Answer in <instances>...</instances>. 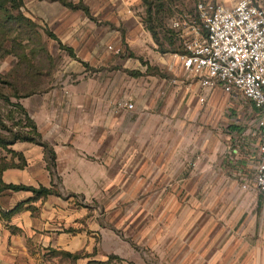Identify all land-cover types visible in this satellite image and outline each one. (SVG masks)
Here are the masks:
<instances>
[{
    "label": "rangeland",
    "instance_id": "374dc122",
    "mask_svg": "<svg viewBox=\"0 0 264 264\" xmlns=\"http://www.w3.org/2000/svg\"><path fill=\"white\" fill-rule=\"evenodd\" d=\"M48 1L81 4L88 11L81 9L79 18L75 11L71 17L72 22L74 19L79 23L78 31L58 34L57 30L65 31L66 27L60 22H49V16L46 20L35 18V27L31 28L24 19L17 18L20 16L10 9L11 3L1 8L12 16L8 20V13L0 12V72L7 73L15 64L16 56L9 53L20 48L14 44H45L50 58L36 48L35 56L43 57V72L47 75L41 91L44 95L11 98L8 104L0 97V117L11 126V110L13 121L22 116L15 104L25 106L28 101L45 96L51 127L47 133L58 152L76 144L74 151L91 162H97L93 159L97 155L102 159L111 152L114 156L122 150L128 152V176H111L106 168L87 170L93 176L77 177V193H64L66 200L75 202L77 210L86 214L85 219L91 218L101 228L95 244H100L103 251L124 257L125 264H264V227L256 228L250 217L256 192L242 188L227 162L235 142L254 138L247 135L249 131L255 136L250 103L220 89L200 102L197 81L186 80L188 74L166 55L174 54L178 46L166 35L170 19L178 13L194 14L201 0H160L164 7L158 15L160 25L155 29L157 40L144 22L147 13L142 1L139 8L134 6L131 10L145 28L146 37L140 36L139 40L131 38L122 23L115 24L102 12L101 0ZM211 1L231 5L235 0ZM108 5L119 7L117 0ZM26 7L27 0H22L20 11L25 15ZM154 11L152 8V14ZM47 32L55 38L47 36ZM57 34L63 39L66 36L68 40L62 42L75 44L76 48L77 44H155L148 45L150 49L142 57L141 67L130 63L129 70L134 74L124 85L127 96L113 99L115 111L124 108L118 105L123 100L132 102L124 113L125 129H114L113 145L105 144L104 134L95 136L90 130L89 110L85 112L84 107L77 105V97L70 91L77 88V75L69 71L71 58L57 48V44H63ZM90 35L92 42L88 41ZM157 86L163 92L154 95L153 88ZM172 90L175 92H167ZM50 101L52 107L47 106ZM71 109L72 126L66 121ZM24 123L23 128L30 131ZM142 156L146 157V169L139 174L137 166L145 165L140 163ZM115 260L123 264L121 258Z\"/></svg>",
    "mask_w": 264,
    "mask_h": 264
},
{
    "label": "crops",
    "instance_id": "0c3cea01",
    "mask_svg": "<svg viewBox=\"0 0 264 264\" xmlns=\"http://www.w3.org/2000/svg\"><path fill=\"white\" fill-rule=\"evenodd\" d=\"M87 1L90 0H82L84 3ZM112 1L101 0L104 9L102 12L115 24L122 23L131 38L139 40L140 36L146 37L145 28L139 21L138 15L131 11L134 6L139 8L141 0H117L119 5L117 9L112 6L109 8L108 3ZM58 3L48 0H27L25 12L33 20L35 18L46 20L45 17L49 16V22H60L59 24L65 25L66 30H57L58 34L78 31L81 28L79 23L70 19L74 17L75 11L79 18L81 14L78 12L81 9H70ZM58 34L57 37L62 42L63 37H59ZM63 40L66 41L68 38L66 39L65 36ZM64 41L62 45L65 48H58V45L57 48L71 58L69 65L72 69L69 71L77 75L78 79L77 88H72L70 91L77 97V105L80 108L84 107L85 112L89 110L90 130H93L97 137L104 134L107 138L105 144L113 145L114 129L121 131L125 129L123 117L128 111L126 107L123 108L124 110L115 111L113 99L127 96L124 85L129 75L134 74L129 70L130 63L136 64V68L141 67L142 57L147 56V50L151 45L155 47V44H77L76 48L75 44H65ZM88 41L92 42L91 35ZM166 55L180 64L181 69L188 74L186 80L191 78L193 82L194 78L200 86L198 77L184 70L174 54ZM152 58L149 57L150 60ZM216 89L219 88L209 90L200 86L198 100L203 97L204 102ZM162 92L159 86L157 89L153 88L154 95ZM40 93L44 95L43 92H38L32 96L36 97L34 95ZM45 99V96H41L22 106L34 122L38 133H41V141L45 146L18 140L7 146L8 150L0 147V157L13 163L12 167L0 173V178L5 184L24 185L35 189L43 187L53 192L45 196H36L30 190L5 189L0 192V264H120L115 260L117 257L125 264L124 257L111 251H103L100 244H95V238L101 234V228L97 223L92 222L91 218L85 219L86 214L77 210L75 202L66 200L64 193H77V177L93 176V173L87 170L99 171L106 168L111 176H128L129 154L122 150L117 156H114L113 152L106 154L102 159L99 158L100 155L95 156L93 159L97 162L102 160L101 165L93 160L92 163L88 158H83L84 155L75 152L76 144L72 149L58 152L53 139L47 133L51 127L45 112ZM123 102L130 103L124 100ZM47 106L52 107V101ZM152 107L155 105L153 104ZM73 119L71 109L66 121L72 126ZM239 132L244 134L243 131ZM256 133L255 127V136L251 131L247 134L254 138H243L242 141L235 142L227 162L233 169L234 175L242 183L249 184V188L244 190L256 192L250 217L254 226L262 230L264 201L252 182L258 163ZM142 157L140 163L145 165L137 166L136 170H139V174L146 169V157ZM19 204L20 209L13 211Z\"/></svg>",
    "mask_w": 264,
    "mask_h": 264
},
{
    "label": "built area",
    "instance_id": "2783aa9c",
    "mask_svg": "<svg viewBox=\"0 0 264 264\" xmlns=\"http://www.w3.org/2000/svg\"><path fill=\"white\" fill-rule=\"evenodd\" d=\"M169 27L182 47L174 55L184 70L198 77L202 88H219L250 103L258 138L252 182L264 201V4L261 0H235L231 5L201 0L194 14H176ZM118 105L132 107L127 102ZM242 188L248 189L249 184L243 182Z\"/></svg>",
    "mask_w": 264,
    "mask_h": 264
},
{
    "label": "trees",
    "instance_id": "16d2710c",
    "mask_svg": "<svg viewBox=\"0 0 264 264\" xmlns=\"http://www.w3.org/2000/svg\"><path fill=\"white\" fill-rule=\"evenodd\" d=\"M141 1H142V4L146 7L147 17L144 21L146 24V27L151 32L153 38L157 40L158 33L156 32L155 29L160 25L161 20L158 15L161 9L164 7V3L160 2V0H141ZM6 3H11L10 9L12 8L18 11V16H20V18L17 17L18 19L22 18L28 23V25L31 28L35 27L33 19L26 16L24 13H21L20 11V7L22 6V0H0V10L3 6H5ZM63 5L67 6L70 9H82L85 12L88 11L87 7L81 4L73 5L70 2H66V3H63ZM152 8H154L155 10L153 14H152ZM5 9L6 8H4V10L0 12L8 13L7 14L8 18L6 19L10 20V15L12 16V14L9 13V11H5ZM2 32H1V35H2ZM34 32L37 33L35 30ZM45 34L53 39L55 38V36L50 32H47ZM166 35H168V38L171 40L173 45L174 43H178L175 33L170 27L166 31ZM14 45L20 48L19 51L13 50L14 52L9 53V54L14 53V55L16 56L15 64L10 68V70L7 71V73L2 74L0 72V97L7 104L10 102L11 98L20 99L22 97H27L34 93L43 91V87L46 84L47 75H46V71L43 72V69H44L43 57H40L39 59L41 60H39L37 56H35L36 48L38 47L40 54L43 53V55L48 57V59L50 58L49 52L45 44H38L37 47L35 46L31 47L30 44H14ZM57 45H58V48H65V46H63L62 44H57ZM175 45H178L176 46L177 48L175 50V53L181 52L182 51L181 45L179 43ZM178 47L181 49L179 50ZM4 52L7 53L6 51ZM15 108L17 111L20 112V114H22V116L19 118V120L13 121L14 115H13V111L11 110L9 112L10 117L12 119L11 126H8L7 124H5L2 118L0 117V130L2 129L5 130V132L0 131V147L3 149H6L7 146L11 145L12 143L18 140L29 141V142H33V143L45 146L44 142L41 141L40 134L38 133L34 122L27 115V112L25 111V109L20 104H15ZM23 121H25L24 123L25 127H29L30 131H27L23 128L24 127L22 124ZM12 166H13V163L5 161L4 158H0V173L3 170L9 167H12ZM5 189H11L13 191L30 190L36 196L38 195L45 196L53 192L51 189H46L43 187L35 189V188L24 186V185L5 184L0 178V192ZM20 207H21L20 204L17 205L13 211L20 209ZM77 257H78V254H77Z\"/></svg>",
    "mask_w": 264,
    "mask_h": 264
}]
</instances>
